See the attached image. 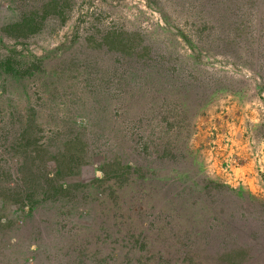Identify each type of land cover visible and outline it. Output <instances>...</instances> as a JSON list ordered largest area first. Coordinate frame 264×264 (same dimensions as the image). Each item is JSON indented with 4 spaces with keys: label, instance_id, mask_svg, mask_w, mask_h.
<instances>
[{
    "label": "rangeland",
    "instance_id": "rangeland-1",
    "mask_svg": "<svg viewBox=\"0 0 264 264\" xmlns=\"http://www.w3.org/2000/svg\"><path fill=\"white\" fill-rule=\"evenodd\" d=\"M57 1L0 0V264H264V0Z\"/></svg>",
    "mask_w": 264,
    "mask_h": 264
},
{
    "label": "trees",
    "instance_id": "trees-1",
    "mask_svg": "<svg viewBox=\"0 0 264 264\" xmlns=\"http://www.w3.org/2000/svg\"><path fill=\"white\" fill-rule=\"evenodd\" d=\"M58 1L57 0H47V2L42 6L41 10H37V11H34L33 13H29V14H26V15H23V19L17 23H11L9 25V28L10 27H20V28H23V27H27L25 29V31H22L18 34V36L26 33V34H33L35 33L39 28L40 26L42 25V22L49 18L50 16H59L60 18H62V9L61 8H58ZM194 25L191 24V26ZM198 26V25H197ZM202 26V22L200 23V28ZM195 28H196V25H195ZM111 35V37L109 39H106V42L107 44L109 45L110 48H113L114 50H117V51H120V52H125L126 51V48L124 47L123 45V38L125 39H128V34H125L124 32L122 31H118L117 33H113V31H109L107 32ZM123 35V36H121ZM199 38H201V40H199V43H203V39L204 37L201 35ZM186 42H188V40L184 39ZM8 56V55H7ZM1 63V66H2V69L3 70H11L10 68V63H9V60L7 57H5V59L0 62ZM7 71V72H8ZM126 170H127V173H128V170H130V174H134L132 173V171L134 172V168L136 167H139L140 168V165L139 164H136L135 163H132L127 166H123ZM143 170V169H142Z\"/></svg>",
    "mask_w": 264,
    "mask_h": 264
}]
</instances>
